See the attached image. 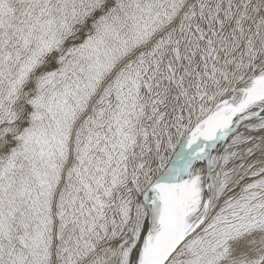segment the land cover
I'll list each match as a JSON object with an SVG mask.
<instances>
[{"label": "snow or ice", "instance_id": "1", "mask_svg": "<svg viewBox=\"0 0 264 264\" xmlns=\"http://www.w3.org/2000/svg\"><path fill=\"white\" fill-rule=\"evenodd\" d=\"M0 264H264V0H0Z\"/></svg>", "mask_w": 264, "mask_h": 264}]
</instances>
